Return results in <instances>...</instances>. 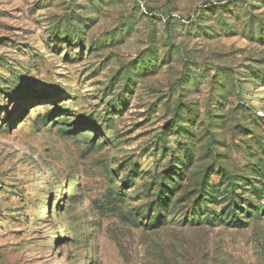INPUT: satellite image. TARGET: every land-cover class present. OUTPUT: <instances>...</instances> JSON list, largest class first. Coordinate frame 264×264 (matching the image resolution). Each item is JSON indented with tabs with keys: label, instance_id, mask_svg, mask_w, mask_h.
I'll return each mask as SVG.
<instances>
[{
	"label": "rangeland",
	"instance_id": "1",
	"mask_svg": "<svg viewBox=\"0 0 264 264\" xmlns=\"http://www.w3.org/2000/svg\"><path fill=\"white\" fill-rule=\"evenodd\" d=\"M0 264H264V0H0Z\"/></svg>",
	"mask_w": 264,
	"mask_h": 264
}]
</instances>
